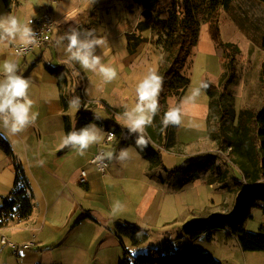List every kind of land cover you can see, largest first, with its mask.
Listing matches in <instances>:
<instances>
[{"label":"crops","instance_id":"obj_1","mask_svg":"<svg viewBox=\"0 0 264 264\" xmlns=\"http://www.w3.org/2000/svg\"><path fill=\"white\" fill-rule=\"evenodd\" d=\"M127 1L131 0H0V15L12 14L22 23L38 18L45 9H48L57 21L52 34L54 44L58 35H63L72 27L94 30L96 36L103 40L96 54L102 57V63L116 68L118 73L115 80L100 88L102 77L82 69L79 64L68 63L66 53L63 49L57 48L56 44L35 49L18 60L20 74L30 81L29 96L33 101L32 110L38 113V116L35 124L22 133L15 135L5 133L3 136L11 146L13 159L0 149V205L11 193L16 161L22 166L29 183L33 211L29 219L9 223L0 229V233L14 243L31 242L32 245L27 250H18L16 255L11 248L0 247V264H118L124 248L130 251L131 245L127 240L124 242L119 240L116 231L118 224L135 225L152 234L169 232L173 236L175 233L176 241L165 240L161 245L170 242L176 248L186 246L190 242L180 231L181 227L188 223L189 209L184 211V206L188 208L190 201L186 191L192 189L198 193L200 186L217 189L215 184L205 181L204 176L184 185L179 180L166 181L163 178L161 181H151L149 178L153 172L162 170L163 176H167L171 169L177 167L167 168L162 160L163 167L151 170L149 162L141 157L133 145H123L124 136H115L111 142L104 143L103 140L92 145L83 156L68 147H61L63 137L66 136L64 117L68 118L72 130H75L80 117L78 115L80 106L74 109L68 103L72 97L77 96V88H82L81 98L84 101L100 99L107 103L106 108L111 112L113 111L109 109V105L116 112H122L123 109L125 112L128 110V100L124 98L122 91H126L129 84L135 88L140 72L150 65V62L140 55L142 51L132 55L128 52L125 29L118 30V33L111 30V27H114L110 22L113 13L119 15L122 12L126 17L130 15H134L135 18L141 17V5L132 0L137 4L136 16L128 9L130 5L127 8ZM203 25H206L205 38L200 43L201 25L196 46L200 43L202 57L213 54L217 58L208 24ZM119 40L122 41V45ZM19 43L0 42V64L6 59L15 60L13 46ZM47 65L59 67L65 73L67 80L63 87L61 85L59 87L57 79L48 72ZM183 70L185 71V67ZM220 70L219 64L217 76ZM207 76L213 78L209 73L204 74L202 83H205ZM186 77L188 78L187 75ZM187 91L188 88L179 99L175 96L169 97L173 99L171 108L185 105L182 99ZM63 101L66 102L65 107ZM208 101L207 99L205 104L196 107L197 113H194L206 122L204 144H207ZM169 109L167 100V110ZM100 110L102 109L99 107L94 113L93 110H89L91 113L89 117L94 119L93 123L98 127L110 132L105 129V124L113 123L127 131L125 122L120 121L121 115L115 117L108 113L112 120H104L95 116ZM164 143L168 144L167 140ZM172 144H177L175 129ZM122 148L129 150L130 159L117 162L113 158L109 161L110 167L104 176L99 175L89 164V160L99 149L105 153L112 152L115 156ZM207 154L209 153L198 152L182 160L185 162L188 158L203 157ZM174 155L184 156V152ZM80 169L86 170L87 173L85 185L77 184ZM159 195L165 198H160ZM174 196H179L181 210L175 205ZM117 202L122 207L114 212L113 207ZM199 208L200 206L196 205L192 210ZM199 215L198 213L197 216ZM251 216L264 222V217L258 210H252ZM165 229L170 231H164ZM201 239L193 241L192 244L197 246L199 245L197 241H200L204 246ZM148 240L153 242L154 237ZM202 246L199 245L213 256L211 250ZM148 249L145 248L144 252Z\"/></svg>","mask_w":264,"mask_h":264},{"label":"trees","instance_id":"obj_2","mask_svg":"<svg viewBox=\"0 0 264 264\" xmlns=\"http://www.w3.org/2000/svg\"><path fill=\"white\" fill-rule=\"evenodd\" d=\"M161 1L136 0L142 7L143 19L138 22L133 33L126 35V47L132 55L143 43L140 37L142 32L154 30L158 26L165 32L163 48L168 56L166 62L157 70V74L163 78V84L158 97L159 112L152 126L147 128L150 143L141 151L135 144L134 136H129L127 131L118 125L105 124L107 131L118 137L124 136L123 145H133L141 157L149 162L151 170L163 167L160 148L172 146L175 127H164L162 120L168 111L167 99L172 95H183L189 86L190 80L182 75V71L191 50L198 42L201 23L205 21L208 24L213 43L219 47L231 48L234 56L239 52L237 47L223 44L219 31L220 15L225 11L245 37L264 53V0H182V15L170 10L167 19H155L152 14ZM46 69L57 79L59 87L60 85L63 87L67 80L65 73L59 67L50 65H47ZM262 71L264 79V67ZM220 79L219 83L225 82L227 85L235 81L236 69L232 60L225 64V73ZM203 90L209 100L207 117L209 123L211 110L213 106L218 105L213 101L215 87L208 84V88ZM63 105L65 107V101ZM84 105L80 103L78 113L80 117L75 130L94 122V119L89 117L90 104L86 108ZM231 110L226 115L222 114V118L229 116ZM63 121L67 135L72 131L71 125L67 117H64ZM208 137L217 141L220 149L229 148L227 157L243 178L233 181L236 198L231 213L216 214L183 225L180 229L181 234L190 242L183 247L176 248L172 243L166 242L138 255H133L124 248L118 264H221L212 254L192 244L199 238L210 242L216 232L225 233L229 240L235 238L243 252H264V227L260 228V233L248 232L245 229L246 223L253 219L252 210H258L264 216V107L257 111L241 110L237 124L232 129L219 126L213 133L208 132ZM165 140L168 144L164 143ZM0 149L13 159L11 146L3 136H0ZM202 159L186 160L181 166L171 169V172L179 175V181L184 185L218 170L219 155L207 154ZM14 172L15 179L11 193L0 205V229L5 228L9 223L29 219L33 211L29 183L22 166L16 161H14ZM116 231L121 242L127 240L133 247L147 240V231L135 225L118 224Z\"/></svg>","mask_w":264,"mask_h":264},{"label":"rangeland","instance_id":"obj_3","mask_svg":"<svg viewBox=\"0 0 264 264\" xmlns=\"http://www.w3.org/2000/svg\"><path fill=\"white\" fill-rule=\"evenodd\" d=\"M126 5L127 8L128 5H130L128 9L131 10V14H135L136 16L138 15L137 4H134V2L131 0L127 1ZM170 10L182 15V0H162L152 15L155 19H167ZM138 18H140L139 21H141V17L138 16L137 18H135L134 15L126 17L122 12L119 15L117 13H113L110 22L111 24H114V27H111V30L112 32L118 33V30L122 31L125 29L127 32L124 36L129 35L130 33L134 32V30H130V28H135ZM203 24H206V22L204 21L201 23L202 26L200 25V43L201 41L203 42L206 33V25ZM219 31L222 43L236 46L239 52L233 56L231 48L227 49L223 46L219 47L215 45V51L217 54L216 58L213 54L208 55V57H202L200 54V43L198 46L192 49L191 54L189 55L184 66L185 71L183 70L184 73L182 72V75H187L190 79V85L185 97L182 99L184 100L183 102H185V105L182 106V110L184 112L182 124L181 126L175 128V139L179 146H176L177 144H172L170 148L165 146L160 148L163 163L167 168L181 166L183 163H185L182 158L188 157L190 154L198 152H208L209 154H217L220 156V159L217 162L218 170L203 175V179L208 183L215 184L217 189L213 190L209 189L208 186H200L198 193L192 189L186 191L190 201L188 208L184 206V211L189 209V213L187 214L188 223L202 217L205 218V216L211 217L216 214H229L236 198V191L233 181L235 179H243L227 157L229 148L220 149L217 145V141L211 140L208 137V132L210 134L213 133L214 130L219 128V126L232 129V127L237 124L238 115L241 110L257 111L264 107V79L262 75V68L264 67V53L245 37V35L238 29L234 21L225 11H222L220 15ZM135 34L139 35L137 32H135ZM164 35V30L159 26L155 27L154 30H147L140 34L143 43L139 46L137 52L142 51L140 55L144 56V60L146 59L148 62H150V65H147L140 72L139 78L137 77L136 79L137 82L135 88L130 86L128 83L129 87L126 89V91H122L124 93V98H127L128 100V110L134 108L137 103V84L150 72L154 71L157 73L159 66L166 62L168 55L163 48ZM229 60H232L236 69V79L231 85H227L225 82L219 83L221 80L220 78L225 73V64L228 63ZM219 64L221 70L220 74L217 76V73L219 72ZM189 67L190 70H188ZM207 73H209L210 76H213V78L207 76L205 83L215 87V91L213 92V101L218 105L217 107L213 106V109L211 110L210 121L209 123L207 122V144H204L206 122L201 116L194 113H197L196 107L207 102L208 98L206 93L204 90H201L200 96L194 102H186L185 98L191 95L192 89L198 87L203 82V76ZM216 76L217 78H214ZM81 89L82 88L80 87L77 88L78 94L80 95L78 96L77 94V97L80 98L82 103H86V106L90 104V111L93 110L92 113H94L97 107L102 109L100 110L102 113L97 111L95 116L103 118L104 120H112L108 113L113 114L112 116L115 117H119L121 115V123L124 121L122 115L124 113V109L122 112H116V110L111 108V105H109V109L113 111L111 112L106 108L107 103L103 100L93 99L90 101H84L83 98H81ZM172 96H175L177 99H179V96L177 95ZM167 100L171 108L173 105V99L168 98ZM115 107L118 108V106ZM230 109H232V113L223 119L222 114L225 113L226 115ZM181 151L184 152V156L174 155L175 153L181 154ZM203 157H193L188 158V160H201ZM163 173L164 172L162 170H157L151 174L149 179L151 181H161V178L165 179L166 181L180 180V177L177 174L173 175L174 173L171 172L167 176H163ZM173 189H175V187H173ZM159 196L160 198H165L162 195ZM173 199L175 205H178V208L181 210L182 207H179V196H174ZM196 205L200 206V208L197 210H192V207ZM198 213L200 214L199 216H197ZM261 227H264V222H262L260 218H254L246 223L245 229L248 232L260 233ZM164 231H170V229H165ZM153 237V242L148 240L149 238ZM176 237L177 236L175 233L172 236V234L169 232L152 234V232L147 231L148 241L138 245V247L135 248L130 245L129 250L133 255L142 254L145 248L159 246L165 240L174 242L176 241ZM202 242H204V246L201 245L200 241H197V244L203 248H206L207 250H211L214 258L221 264H264V252H243L240 249L238 242L235 241V239H227L225 233L223 232H216L213 235V240L210 242L204 240ZM128 245L129 244H127V246ZM199 245L197 246L199 247Z\"/></svg>","mask_w":264,"mask_h":264},{"label":"clouds","instance_id":"obj_4","mask_svg":"<svg viewBox=\"0 0 264 264\" xmlns=\"http://www.w3.org/2000/svg\"><path fill=\"white\" fill-rule=\"evenodd\" d=\"M30 24L31 21L22 23L12 14L0 15V42L19 41L21 46L16 49V55L23 54L29 46H37L38 38ZM102 43L103 40L96 36L94 30L77 27L70 28L55 39L57 48L63 49L66 53L68 63L79 64L82 69L102 77L100 88L104 84L111 83L118 75L116 68L102 63V57L96 54L97 48ZM0 77H2L0 78V136H4L5 133L13 135L22 133L26 128L35 124L38 116V113L32 110L33 101L29 96L30 81L20 74V66L14 59H6L0 64ZM162 84L163 78L154 71L150 72L137 84L135 107L122 114L128 135L135 137V144L141 151L150 143L147 128L152 126L159 112L158 97ZM207 88V83H201L191 90V95L187 96L185 101L194 102L200 96L201 90ZM68 103L71 108L77 109L81 100L74 96ZM183 115L182 106L170 108L164 114L162 124L164 127L181 126ZM105 136L111 139L113 133L105 132L95 123H89L78 130L69 131L63 137L61 147H68L83 156L92 145L101 143ZM113 158L117 162L127 161L130 159L129 150L122 148L115 156L114 153L107 152L103 156H98L97 160L111 161ZM121 207L117 202L113 211H119Z\"/></svg>","mask_w":264,"mask_h":264},{"label":"built area","instance_id":"obj_5","mask_svg":"<svg viewBox=\"0 0 264 264\" xmlns=\"http://www.w3.org/2000/svg\"><path fill=\"white\" fill-rule=\"evenodd\" d=\"M31 21V27L33 31L36 33V36L38 38V44L35 47L29 46L27 51H25L21 55H16V49H18L21 45L15 44L13 46V53L15 56V61L18 62L20 58L25 57L32 53L35 49L43 48L45 46L53 45L55 46L52 34L57 26V21L54 18V16L51 14V12L48 9H45L42 14ZM115 139V135L113 133V136L111 139H109L107 136H105L104 143L111 142ZM105 152L102 149L97 150L91 159L89 160V164L92 165L97 173L101 176H104L107 174L110 162L107 159L103 160H97L98 156H103ZM87 183V173L86 170L80 169L79 170V177L77 179V184L79 185H85ZM31 242H26L24 244H17L12 241H10L5 235L0 233V247H9L13 250V253L16 255L18 250H27L31 247Z\"/></svg>","mask_w":264,"mask_h":264}]
</instances>
